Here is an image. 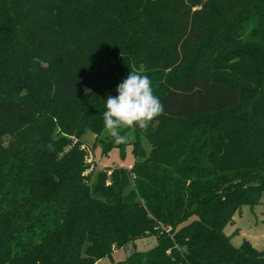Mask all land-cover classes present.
Listing matches in <instances>:
<instances>
[{
    "label": "trees",
    "instance_id": "16d2710c",
    "mask_svg": "<svg viewBox=\"0 0 264 264\" xmlns=\"http://www.w3.org/2000/svg\"><path fill=\"white\" fill-rule=\"evenodd\" d=\"M148 2L170 17L145 55L171 74L153 91L163 113L101 147L123 157L130 145V169L84 175L81 135L104 131L107 98L137 71L128 55L144 24L126 32L115 10ZM227 17L241 29L223 30ZM210 37L242 44L224 56L243 61L244 86L192 64ZM263 195L264 0H0V264H94L152 236L121 264H264L224 232Z\"/></svg>",
    "mask_w": 264,
    "mask_h": 264
},
{
    "label": "rangeland",
    "instance_id": "374dc122",
    "mask_svg": "<svg viewBox=\"0 0 264 264\" xmlns=\"http://www.w3.org/2000/svg\"><path fill=\"white\" fill-rule=\"evenodd\" d=\"M151 4L152 2H150V4L148 2L147 4L138 7V10L134 8V6H122L115 11L121 19L127 20L131 24L129 29L126 27L124 28L126 32L135 26L136 21H141L144 24V28L141 30L142 36L135 39L136 44L129 53L128 58L131 63L136 66V73L149 77L152 82L153 91H155L154 89L158 87L159 83L161 85L164 84L166 79L169 77V75L171 76V74H166L167 70H165L163 74H160L159 72H153V69L148 68L149 65L148 61H146L147 57L145 55L151 51L149 50L150 46L155 49V52H159V46H163L162 37H160V35H163V33L166 32L170 17L167 12L162 11L163 9L160 8L159 5ZM141 11H143L142 16L137 18V14L141 13ZM129 16L130 18L126 19V17ZM224 20L226 26L222 28L223 30L229 28V26L232 24H237L236 26L233 25V27L236 28V31L241 29L238 27L239 24H242L243 22V20L241 21L240 18L227 17ZM125 35H127V33H125L124 36ZM211 38L212 37L205 41L203 48L199 50L198 57L192 62V64L196 68H199L200 72L204 75L209 74L227 76L230 80H233L238 84H243L244 86L245 82L240 76V71L243 69V61L239 62L238 59L233 60L232 58L229 59L227 56H224L225 53H232L234 50L238 51L242 44H235L231 39L227 41L225 38ZM223 40L226 41L223 46V50L220 48L218 57H215L217 51H214V48L216 45L223 43ZM212 52H214V54L210 55ZM118 53L120 55V52ZM216 62L220 63L215 64ZM230 65H233L232 69L230 68ZM223 66L229 67V69L226 70ZM240 106H244V101ZM235 110H237V108L233 111ZM233 111L226 112L223 115H228ZM128 138L129 140H133L134 136L130 133ZM111 139L112 137H110L105 130L99 136H96L94 133L88 130H86L81 135L78 149L84 152V163L86 166V169L83 173L84 175L90 173L91 176L94 177L96 173L102 171L106 166L119 167L124 165L127 167L129 164H131L133 161V155L131 153L130 145L126 146L123 157H121L118 148H113L107 155L101 154V147H105L106 142L110 141ZM69 140L75 143L76 137L71 135L69 136ZM5 142L6 139L4 140V143ZM144 148L148 150V144H144ZM67 149L68 147H64L65 151ZM108 174H110V172H108ZM224 232L227 236H229L232 245L235 247H239L243 241H248L257 249L264 250V195L259 199V203L252 207L248 205H242L234 213L232 221L225 226ZM155 244L156 239L154 236L141 238L132 244L130 243L123 246L122 248L113 249L108 255L102 257L94 264H121L131 251H146Z\"/></svg>",
    "mask_w": 264,
    "mask_h": 264
},
{
    "label": "clouds",
    "instance_id": "9594fccd",
    "mask_svg": "<svg viewBox=\"0 0 264 264\" xmlns=\"http://www.w3.org/2000/svg\"><path fill=\"white\" fill-rule=\"evenodd\" d=\"M117 96L107 98L103 113L104 130L117 143H126L125 129L146 131L149 124L163 113L160 99L154 95L146 75L130 74L116 87Z\"/></svg>",
    "mask_w": 264,
    "mask_h": 264
},
{
    "label": "built area",
    "instance_id": "2783aa9c",
    "mask_svg": "<svg viewBox=\"0 0 264 264\" xmlns=\"http://www.w3.org/2000/svg\"><path fill=\"white\" fill-rule=\"evenodd\" d=\"M127 168L130 169L131 168V165H128Z\"/></svg>",
    "mask_w": 264,
    "mask_h": 264
},
{
    "label": "crops",
    "instance_id": "0c3cea01",
    "mask_svg": "<svg viewBox=\"0 0 264 264\" xmlns=\"http://www.w3.org/2000/svg\"><path fill=\"white\" fill-rule=\"evenodd\" d=\"M253 245V244H252ZM254 246V245H253Z\"/></svg>",
    "mask_w": 264,
    "mask_h": 264
}]
</instances>
